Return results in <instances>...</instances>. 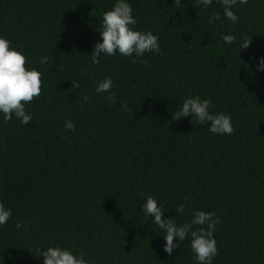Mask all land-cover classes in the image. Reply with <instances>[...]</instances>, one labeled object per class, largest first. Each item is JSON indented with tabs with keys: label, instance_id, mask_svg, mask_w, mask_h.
Here are the masks:
<instances>
[{
	"label": "trees",
	"instance_id": "obj_1",
	"mask_svg": "<svg viewBox=\"0 0 264 264\" xmlns=\"http://www.w3.org/2000/svg\"><path fill=\"white\" fill-rule=\"evenodd\" d=\"M114 3L0 0V36L42 73L40 95L25 105L33 120L0 123V203L12 210L0 226L4 264H42L49 246L91 264H196L189 239L172 255L163 251L162 234L140 211L149 195L178 225L196 210L215 214L212 264H264V71L256 68L264 0L235 4L234 24L219 0L208 8L129 0L134 27L157 35L159 52L101 55L93 64L102 13ZM225 34L235 37L231 44ZM244 38L250 44L241 49ZM105 77L114 101L95 92ZM188 96L229 114L233 133L174 120Z\"/></svg>",
	"mask_w": 264,
	"mask_h": 264
},
{
	"label": "clouds",
	"instance_id": "obj_2",
	"mask_svg": "<svg viewBox=\"0 0 264 264\" xmlns=\"http://www.w3.org/2000/svg\"><path fill=\"white\" fill-rule=\"evenodd\" d=\"M177 3L180 0H176ZM223 6L224 17L236 23L239 17L233 11L237 3L246 4L247 0H219ZM196 3L203 8H208L213 0H196ZM219 19L213 16L209 19ZM137 21L133 15L132 5L129 0H115L110 10L102 13L100 37L91 51L92 63H100L101 55L114 56L117 53L125 57H142L146 52H159V38L151 31H140L134 26ZM221 39L226 44H231L235 37L231 34L222 35ZM250 39L244 38L241 49L247 48ZM256 68L264 71V57H258ZM49 57L42 56L40 63L48 62ZM42 73L33 67H26V57L21 50L11 46V42L0 36V115L3 119L0 123H7L13 117L23 125L33 120L32 114L26 111L25 105L40 95ZM73 88L79 87L72 83ZM113 86L112 79L105 77L96 83L95 92L109 93L108 99L114 101L115 96L111 93ZM82 99L86 102L87 96ZM211 101L201 99L199 96H188L183 99L179 110L172 114L174 120L183 117L195 118L200 124H207L211 133L218 135H230L233 133L231 116L220 112L210 111ZM66 130L74 131L75 124L68 120L64 125ZM140 211L145 216L151 217L153 225L156 226L158 234H162L164 244L163 251L172 255L173 249L177 248V241L189 239L190 247L194 253L193 259L196 264H212V259L218 254L214 238L215 225L218 222L215 214L211 211L196 210L190 222L178 225L173 217L162 218L165 212L153 196L144 197V202L139 205ZM183 204L176 208L177 213H182ZM12 210L0 203V226L8 222ZM194 226H206L195 228ZM24 227L21 223L16 228ZM175 241V243H174ZM42 264H91L83 254H76L70 248L60 246H49L40 251ZM0 264H4V257L0 256Z\"/></svg>",
	"mask_w": 264,
	"mask_h": 264
}]
</instances>
